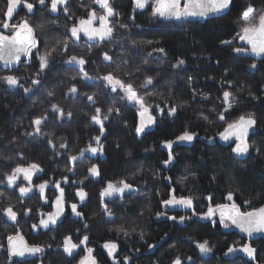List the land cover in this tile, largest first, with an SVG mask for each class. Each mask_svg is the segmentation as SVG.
I'll return each mask as SVG.
<instances>
[{"label": "trees", "instance_id": "obj_1", "mask_svg": "<svg viewBox=\"0 0 264 264\" xmlns=\"http://www.w3.org/2000/svg\"><path fill=\"white\" fill-rule=\"evenodd\" d=\"M27 2L34 5L32 12L21 3L10 23L27 20L35 29L38 46L15 68L0 66V192L4 193L0 210L11 205L17 212L16 222L0 212V264H80L89 248L96 264H124L125 257L128 264H173L177 257L182 264H264V238L250 243L256 251L249 261L228 252L230 247L240 250L247 239L225 229L216 216L199 219L210 206L227 204L229 193L242 212L264 207V59L245 55L248 48L238 36L245 26L241 13L253 7L256 16L249 23H258L264 0H232L223 17L184 23L153 15V5L138 11L132 0H109L114 11L108 18L113 36L99 43L75 40L68 31L90 11L103 10L94 0H69L53 13L51 0L44 5L38 0ZM6 5L7 0H0V25ZM0 31L11 33L2 26ZM226 41L230 43H222ZM236 48L244 51L236 52ZM53 49L47 67L40 71L38 57ZM73 55L86 63H66ZM179 60L184 63L178 64ZM110 72L132 83L152 114L160 116L153 130L137 135V108L101 79ZM6 75L18 79L16 88L6 85L2 79ZM149 76L153 83L140 88ZM34 79L39 84L33 85ZM73 85L78 91L69 94ZM224 91L234 97L230 107L223 103ZM53 103L63 116L51 110ZM171 106L177 109L172 115ZM97 107L101 118L113 110L103 120V134L101 125L91 120ZM249 114L255 118V132L248 138V157L237 160L233 145L220 146L217 138L229 123ZM45 116L36 134L32 121ZM184 131L195 134L192 141L177 140ZM166 141L173 142V150L163 149ZM93 145L99 146V152L88 151ZM169 151L173 160L165 165ZM71 156L77 160L71 161ZM32 163L41 170L35 171L32 191L21 197L18 186L29 182L19 176L17 184L8 187L4 177L16 166ZM92 166L98 175L89 173ZM121 180L131 188L114 199H103L108 183ZM45 182L47 203L37 187ZM56 182L63 189L66 215L56 228L43 231L39 222L52 212L58 196ZM78 191L86 194L83 200ZM170 195L191 197V210L165 206L162 202ZM72 204L80 217L72 212ZM25 209H31L28 215ZM17 233L28 246L41 247L40 254L28 261L12 258L8 237ZM85 236L88 240L80 244ZM65 237L78 245L71 255L63 250ZM105 242L117 245L112 257L103 247ZM204 242L210 248L207 253L196 247Z\"/></svg>", "mask_w": 264, "mask_h": 264}, {"label": "snow or ice", "instance_id": "obj_2", "mask_svg": "<svg viewBox=\"0 0 264 264\" xmlns=\"http://www.w3.org/2000/svg\"><path fill=\"white\" fill-rule=\"evenodd\" d=\"M39 4L44 5L45 0H38ZM66 0H51L50 10L52 12L57 11V5L64 4ZM23 3V6L29 11L32 12L34 5L27 0H7L6 10L3 13L4 22L2 28L13 29L10 34L4 35L0 34V61H3L6 65L12 64L13 62L19 61L21 55L30 56L32 50L37 48L38 46V38L35 35V29L30 25L27 20H22L17 24L10 23L11 19L13 18L14 12L19 5ZM94 3L99 5L100 8L103 9L104 14L99 15L95 11H90L89 16L87 19H80L78 22V26H73L68 31L71 33V38L79 39L80 34L83 33L84 36L88 37V39H99L105 40L109 39L113 36L114 28L109 23V17L114 15V11L109 4V0H94ZM133 3L136 8H144L145 5L148 3V0H133ZM231 3V0H185L183 7L181 8V0H154L153 6V15H158L161 17H171L177 20L185 17H205L209 13H216L220 12L224 9H227ZM253 7H247L241 13V20L245 22V26L242 27L241 33L238 34L239 39L242 41L247 42L250 45L251 52L255 55H262L264 54V13H260L258 16V23H249L250 20L253 19L254 14ZM99 21V26H95V22ZM123 27V25H121ZM222 43H230V42H222ZM65 48H67V42L64 43ZM55 51H46L43 55L38 57L39 63V70L43 71L48 63L49 58L52 56V52ZM157 51L163 52V49H157ZM236 52H242L244 49L236 48L234 49ZM105 59H110L107 54H105ZM66 63L69 64H79L83 66L86 61L83 57H77L75 55L71 56ZM183 60H179L178 64H183ZM252 67H255L253 65ZM39 75V73H37ZM84 78L87 77V73L84 74ZM3 81L9 86H16L18 85V79L12 75H6L3 78ZM104 81L107 82L109 86H111L112 91H116L117 88L122 90L129 101L135 102L139 105L140 111L139 116L141 117V123L136 128V133L139 135L141 132L144 131V127L147 124L153 122V117L149 115V106L146 104L144 98L138 94L137 88L129 82L124 81L123 79L115 76L113 73H107L103 77H101ZM38 79L32 80L33 85L39 84ZM153 83L152 77H146L142 84H140V88H147L149 85ZM25 92L30 91V89L25 88ZM78 89L75 85L71 86L68 89L69 94L77 93ZM51 95V93H49ZM87 99L90 102H94L93 96H88ZM234 101V97L231 92L224 91L223 92V103L224 105L230 107L232 102ZM168 107L167 105H165ZM160 106L157 105V108ZM51 110L53 112H59L61 116H63L62 110L59 106L55 103L51 105ZM226 110V109H225ZM112 109H108V115H104L101 118V108L97 107L95 109V114L92 115L91 120L95 124L101 125V134H103V120H107L109 115L112 113ZM177 111L176 107L171 106L169 107V114H175ZM71 116V113H68ZM146 118V121H145ZM207 119V117H204ZM47 117H40L36 118L32 121L34 126V131L36 134L41 132V125ZM219 119L223 120L224 115L223 113L219 114ZM256 121L255 118L249 114L248 116H240L238 120L233 123H229L225 128L224 132L220 133V137L222 140L228 141L229 139L235 138L236 144L233 147L232 151L237 155H241L247 153L249 150V144L246 141V137L248 135L249 129L255 125ZM28 135H32L33 133H27ZM195 134L190 133L189 131H184L180 136L177 137L179 141H192ZM97 142H99V137H95ZM172 141L164 142V147L171 149L172 148ZM49 144L52 145L53 141L49 139ZM61 148L65 147V144H60ZM88 151L92 153H96L98 151L97 148L90 147ZM83 155V152H81ZM71 161H76V156L70 157ZM173 160V155L171 151L168 154V160L164 161L165 165L170 163ZM40 167L36 163H32L28 166H16L11 174H6L4 180L7 182L8 187H13L17 184V179L20 175L23 176L25 181H28V186H18V191L21 197L26 196L29 192L32 191L33 185L32 175L34 171H40ZM71 171V169H69ZM89 173L92 176L98 175V170L96 166H92L88 169ZM3 181H0L2 183ZM47 182L41 183L37 187L40 191V198L41 200L47 203L45 197V189L47 188ZM57 190L60 192V195L56 197L55 201H53V208L55 209L54 212L48 213L47 218H42L40 220V226L48 227L49 224H55L58 217L64 210V199H63V189L60 188L59 182H56ZM131 185L124 180L119 181L118 184L108 183L107 188L101 193V196H111L114 193H123L126 189H130ZM4 193L0 192V196H3ZM77 195L80 197L81 200L84 199L85 193L83 191H78ZM228 201H232L233 197L232 194L229 193L226 197ZM165 206H174L180 205L185 208H191L193 201L191 197H180L177 198L175 195H170V199L165 200L162 202ZM72 212L80 217L81 213L77 211L76 204L71 205ZM217 210L219 211L220 222L224 227H228V224L225 221H230L232 225L236 226L240 229L241 232L247 233L251 236L254 232H264V207L259 209H255L253 211H240L239 207L235 203H231L230 205L221 204L217 205L214 209L211 206L208 208V212L206 216L211 218L213 215L216 214ZM31 209H25V215L30 213ZM2 215L7 217L9 220L16 222L17 220V212L14 211L13 206L9 205L2 210ZM106 214L111 216L112 213L106 210ZM44 214H42L43 217ZM160 215L159 213L157 214ZM169 219L175 220L176 217H169ZM184 217H181V222L183 221ZM37 225H33V229H35ZM125 236L128 235L127 232L124 233ZM141 238H143V233H141ZM88 240V237L85 236L81 241L80 244H85ZM78 247L77 244L72 242L71 237H65L63 242V250L71 255L73 251ZM103 247L108 251V255L110 257L113 256V253L116 251L117 245L112 242H105ZM196 247L200 250L201 253H207L210 251V248L207 246V242L204 243H197ZM8 250L10 256H24L27 254H35L41 252L43 249L39 246H28L25 244L23 237L17 233L15 236L8 237ZM92 249H87L89 253L88 256L82 258L80 260V264H96L95 258L91 255ZM236 249L234 247H230L228 252H234ZM240 251L245 252L247 256L250 258H254L255 249L251 248L249 245L245 244L240 248ZM189 259H191L189 257ZM124 264H128V258L125 257ZM173 264H182L180 257H177Z\"/></svg>", "mask_w": 264, "mask_h": 264}, {"label": "water", "instance_id": "obj_3", "mask_svg": "<svg viewBox=\"0 0 264 264\" xmlns=\"http://www.w3.org/2000/svg\"><path fill=\"white\" fill-rule=\"evenodd\" d=\"M68 1H69V0H66V2H65L64 4H59V5H57V8H58V7H63L64 5H66V3H67ZM132 2H133V0H132ZM184 2H185V0H181V8L183 7ZM231 4H232V0H231V3H230V5H229V7H228L227 9H224V10H222V11H220V12H216V13H209V14H208L207 16H205V17H185V18H181V19H179V20H177V19H175V18H171V17H161V16H159V17L162 18V19H164V20L174 21V22H176V23H184V22H188V21H206V20H211V19H214V18H220V17L225 16V15L229 12V10H230V8H231ZM133 5H134V3H133ZM151 5L154 6V3L152 2V0H148V3L145 5L144 8H146V7H148V6H151ZM19 6H20V5H19ZM19 6H18V7H19ZM18 7H17V8H18ZM134 7H135V5H134ZM144 8L141 9V8H136V7H135V9L138 10V11H141V10H143ZM51 12H52V11H51ZM52 13H53V12H52ZM157 16H158V15H157ZM97 21H98V20H97ZM98 23H99V21H98ZM98 26H99V24H98ZM12 31H14V30H12ZM12 31H11V32H12ZM0 34L7 35V34L3 33L2 31H0ZM80 35L82 36V38H84L87 42H90V43H99V42H103V41L108 40V39H105V40L92 39V40H90V39H88V37L84 36L83 33H81ZM75 40H76V39H75ZM239 41H240V44H241V45H244V46H246V47L248 48V51L244 52L245 55L251 57V58L254 59V60H262V59H264V54L259 55V56H258V55H255L254 53L251 52L250 45H248L247 42L242 41L241 39H239ZM26 57H27V56L21 55L19 61L13 62L12 64H8V65H6L3 61H0V66L3 67V68H5V69H13V68H15L16 66H18L22 61H24V60L26 59ZM6 85H7V84H6ZM7 86H8L9 88H11V89H14V88H16L17 85H16V86H9V85H7ZM149 115H151V116L153 117V122L150 123V124H147L146 127H144V131L141 132L139 135H143V134H145V133L150 132L151 130H153V128L155 127V124H156L157 120L160 118V116H158V115H157V116H154L150 110H149ZM145 121H146V118H145ZM140 123H141V117L139 116V111H138V113H137V126L140 125ZM223 132H224V131H223ZM254 132H255V125H254L252 128L249 129L248 135H247V137H246V141H247V143H248V138H249V136L252 135ZM186 142L188 143V141H186ZM217 142H218V144H219L220 146H223V147H227V146H230V145H233V147H235V144H236L235 138H232V139H229L228 141H225V140H222V139H221L220 135H219L218 138H217ZM163 149H164V150H173V149H174V146L172 145V148H171V149H168V148L164 147V145H163ZM232 149H233V148H232ZM85 153H86V152H85ZM85 153H84V154H85ZM232 154H233V157H234L235 159H237V160H245V159L248 157V155H249V150H248L247 153H244V154H241V155H237V154L234 153L233 151H232ZM34 175H35V171L33 172L32 178L34 177ZM20 176H22V175H20ZM106 188H107V187H106ZM106 188H105V189H106ZM56 189H57V188H56ZM57 191H58V190H57ZM123 193H124V192H123ZM123 193H114V194L111 195V196H103L102 198H103V199H110V200H111V199H114V198L117 197V196L122 195ZM59 195H60V192L58 191V196H59ZM168 208H170V209H173V208H179V209H181V208H183V206H180V205H174V206H168ZM54 211H55V209L53 208V204H52V212H54ZM52 212H51V213H52ZM65 215H66V207H65V204H64V210H63V212L60 214V216L58 217V219H57V221H56L55 224H49L48 227H42V226H40V222H39V228L42 229L43 231H47V230H49V229H54V228H56V227L61 223V221L63 220V218L65 217ZM215 215H216V217H218L219 220H220V216H219V211H218V210H217V212H216ZM44 218H47V215H46ZM225 223L228 224V227H224L225 229H231V230L235 231L237 234H239L240 236H242V237H244L245 239H247V240L249 241V242L247 243V245H249V246H250V243H251L252 241H256V240H258V239H260V238H264V232H254L251 236H249L247 233H243V232H241L239 228H237L236 226L232 225L230 221H227V220H226ZM20 236H21V235H20ZM23 240H24V239H23ZM24 242H25V240H24ZM25 244H26V242H25ZM7 247H8V244H7ZM250 247H251V246H250ZM8 251H9V250H8ZM107 252H108V251H107ZM73 253H74V251H73ZM73 253H72V254H73ZM39 254H40V252L35 253V254H27V253H26L24 256H11V257H12V258L19 259V260H26V261H28V260L33 259L34 257H36V256L39 255ZM232 254L240 255V256L246 258V259L249 260V261H252V260L254 259V258H250L249 256H247V254H246L245 252H242V251H240V250L235 251V252H232ZM68 255H69V254H68ZM254 255H255V254H254Z\"/></svg>", "mask_w": 264, "mask_h": 264}, {"label": "rangeland", "instance_id": "obj_4", "mask_svg": "<svg viewBox=\"0 0 264 264\" xmlns=\"http://www.w3.org/2000/svg\"><path fill=\"white\" fill-rule=\"evenodd\" d=\"M96 14H97V17L99 16V15H102V14H104V11L103 10H101V11H97L96 12ZM253 16H256V13L253 15ZM11 31V29H7L6 30V32H10ZM118 90H120L119 88H117ZM121 92H123L122 90H120ZM123 94L125 95V97H126V94L123 92ZM126 99H127V97H126ZM127 101H128V103H130V104H133L136 108H137V110L138 111H140V108H139V105H137L135 102H133V101H129L128 99H127ZM159 113H160V111H159ZM96 144H99V142H96ZM92 148H99V146L98 145H93V147ZM97 152H99V151H97ZM96 152V153H97ZM231 203H233L232 201H228L227 202V205H230ZM191 210V208L189 209L188 208V210H186V211H190ZM214 216H216V215H213L211 218H209V217H207V216H204V217H200L199 219L200 220H212V218L214 217ZM89 255V253L87 252V250H85V252L83 253V255H82V257H81V259L82 258H84V257H86V256H88ZM91 255H92V253H91ZM80 259V260H81ZM113 259V258H112ZM113 263H116V261H114L113 260Z\"/></svg>", "mask_w": 264, "mask_h": 264}, {"label": "flooded vegetation", "instance_id": "obj_5", "mask_svg": "<svg viewBox=\"0 0 264 264\" xmlns=\"http://www.w3.org/2000/svg\"><path fill=\"white\" fill-rule=\"evenodd\" d=\"M63 7H64V6H63ZM98 7H100V6L98 5ZM58 8H61V7H58ZM87 18H88V17H87ZM87 18H85V19H87ZM97 20H98V19H97ZM98 24H99V23H98V21H96V22H95V26H97V27H98ZM76 26H78V23H77V25H76ZM80 38H82V36H81V35H80ZM76 40H77V39H76Z\"/></svg>", "mask_w": 264, "mask_h": 264}]
</instances>
